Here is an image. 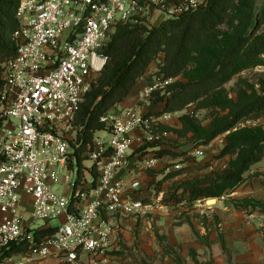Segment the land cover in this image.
<instances>
[{
    "label": "built area",
    "instance_id": "obj_1",
    "mask_svg": "<svg viewBox=\"0 0 264 264\" xmlns=\"http://www.w3.org/2000/svg\"><path fill=\"white\" fill-rule=\"evenodd\" d=\"M209 0H19L14 58L2 64L0 91V264H93L116 244L123 218L164 212L163 196L142 197L143 181L132 171L155 170L161 159L134 146L165 142L161 130L172 113L111 109L102 116L87 159L90 178L76 167V117L107 64L102 51L120 24L148 26L208 6ZM166 83V82H165ZM161 84L147 90L151 98ZM76 147V148H75ZM196 150L194 156L203 158ZM73 157V160H72ZM97 173L94 181L92 170ZM130 169V170H129ZM174 169L180 170L176 163ZM86 171V170H84ZM128 171V180L119 173ZM95 182V183H94ZM64 187V191L55 190ZM71 194L70 197L68 195ZM206 200L197 203L205 205ZM37 239L36 232L53 228ZM45 223L39 230L33 225ZM24 245L20 252L14 246Z\"/></svg>",
    "mask_w": 264,
    "mask_h": 264
},
{
    "label": "trees",
    "instance_id": "obj_2",
    "mask_svg": "<svg viewBox=\"0 0 264 264\" xmlns=\"http://www.w3.org/2000/svg\"><path fill=\"white\" fill-rule=\"evenodd\" d=\"M18 7L19 0H0V91L5 85L2 64L14 58L16 53L12 36L19 29ZM263 14L264 3L259 7L257 0H209L206 8L165 22L157 28L131 23L118 25L102 51L108 58L107 64L85 97L74 123L81 128L79 147H75L80 177L85 170L83 162L87 160L86 153L92 144L93 134L104 129L100 122L102 116L131 95L151 64L160 56L163 57L159 66L163 82L182 76L188 82L177 80L152 93L150 102L163 105L157 115L176 113L199 101L204 108L228 111L208 128H200L189 117L182 118L183 131L186 134L194 133L200 146H207L218 136L232 131L243 119L264 113V93L260 95L246 86L238 90L237 99L233 101L223 90L232 77L261 61L264 35H258V31L264 20ZM230 19L238 22L234 32L218 38L219 28ZM156 146L146 144L139 152L146 155L147 148ZM232 152L237 154V158L226 171L177 184V193L181 191L178 202L187 200L194 204L200 200L220 199L232 193L243 183L244 175L264 161V131L252 128L230 134L228 146L223 149L219 159ZM170 154L167 150L155 152L158 158ZM92 176L96 181L94 169ZM234 207L264 214L263 201L244 199L235 202ZM54 232V228L40 230L36 232V238L41 239ZM22 249L26 250V247L14 246L12 252ZM164 249L176 264H182L177 251L168 246ZM190 253L194 256V251Z\"/></svg>",
    "mask_w": 264,
    "mask_h": 264
},
{
    "label": "rangeland",
    "instance_id": "obj_3",
    "mask_svg": "<svg viewBox=\"0 0 264 264\" xmlns=\"http://www.w3.org/2000/svg\"><path fill=\"white\" fill-rule=\"evenodd\" d=\"M263 3L264 0H257V5L259 7H262ZM162 17V14L155 12L147 27L152 29L162 26L164 24V20L161 19ZM231 20L232 19L227 20V22L219 28L218 38L222 39L225 35L234 32L238 22L234 23ZM116 28L111 35L114 34ZM261 34L264 35V20L261 22L258 31V35ZM261 58V61H259L256 66L241 71L223 86V90L229 99L236 101L238 90L246 86L255 89L260 95L264 93V55H262ZM154 65H156V67H154ZM149 69L147 71L150 72L149 76H155L157 73V64H153L151 71H149ZM162 78L163 75L160 73V82L158 83L161 84V86L158 90L167 87L168 84L174 83L177 80L188 82L185 76L173 80L169 79L166 83L161 80ZM140 105L145 108V111L142 113L159 116L154 113H149L152 112L150 111V106L154 105L151 102L148 105L143 103ZM157 106L160 108V105ZM157 106L153 108V110H157ZM227 113L228 111L224 112L221 108H204L200 101L187 106L182 111L172 113V120L166 125H162L160 128L168 133L165 142L157 144L153 149L147 148V151L152 149L154 150V153L156 151L167 150L171 152V154L161 157L160 159L166 158V161L162 162L155 170L144 172L138 168L132 169V171H135L136 175L140 177L144 183L143 190L141 191L142 197H144L143 193L147 192L146 189L155 192H165V199H169L163 200L162 205L167 206L168 209L164 212L159 211L155 214H149L143 217L137 216L135 218L121 219L115 228L117 241L113 249L104 257L96 259L93 264H164L165 259H171L174 261V259L166 253V249L164 248L169 246L172 250L177 251L178 254L182 253L183 250H177L168 245V243L170 244V241L168 240V237L165 236L166 232L164 229L166 220H170V223L172 224L171 227L173 228L189 222L203 229V227L206 226L212 227V224L216 223L214 219L216 214L212 212V208L215 204L203 205L197 202L190 204L187 200H183L179 203L178 201L181 200L179 196L181 191L177 193V184L183 183L186 180L204 178L206 175H213L217 171H226L231 162L237 158V154L232 152L219 159L223 149L228 146L230 134L245 132L252 128H260L264 131V113L243 119L232 131L218 136L207 146H200L198 144V139L194 138V133L190 132L186 134L183 131L181 120L182 118L189 117L190 120H192L194 124L200 126V128H208L218 119L223 118ZM80 131L81 130L76 129L73 133V139H78ZM143 146L144 145H142V147ZM140 149L135 148L133 154L134 157L137 154L142 155V153L139 152ZM199 149H202L205 152L203 158L194 156V152ZM148 154H151V152L148 151ZM172 160L178 162L181 166L180 170L172 168L174 165L169 162ZM91 166L92 163L89 162L88 159L83 162V168L87 170L84 171L83 169V174H85L88 179L90 178L91 170L89 169ZM135 166L136 164L134 167ZM71 167H76L78 169L77 164L74 165L73 161ZM178 173L179 177L175 178V176H178L176 175ZM147 176L154 178L153 183H151L149 187H146ZM263 181L264 161L253 166L250 171L244 175L243 183L233 190L232 193L230 192L229 195H225L222 198L227 199L226 196L234 197L236 199L234 204L235 202L244 199L254 200L252 193L255 192V189L259 188L260 183ZM64 189V187L55 188V190L61 192H63ZM70 196L71 194L68 195V197ZM45 225V223H37L36 225H33V229L39 230ZM49 225L54 228L59 225V222L54 221L49 223ZM222 227L223 226L221 225L220 228ZM189 255L191 254L189 253ZM181 256L183 260H187L188 253H182ZM47 261L41 264H47Z\"/></svg>",
    "mask_w": 264,
    "mask_h": 264
},
{
    "label": "crops",
    "instance_id": "obj_4",
    "mask_svg": "<svg viewBox=\"0 0 264 264\" xmlns=\"http://www.w3.org/2000/svg\"><path fill=\"white\" fill-rule=\"evenodd\" d=\"M162 62L163 57L160 56L151 66L153 67V64H157L155 76L152 75L151 77L149 76L150 72H147L131 95L114 109H138L142 112L145 111V108L141 107L140 104H150V97L146 96V92L152 86L159 84L160 73L158 67ZM151 67L149 71H151ZM158 105H160V108L157 105L150 106V111L152 112L149 113H159L163 105ZM156 106L159 109L153 110ZM139 137L140 134L138 133V140L136 141L134 150L135 148L140 149L142 147L139 143ZM165 161L166 158H162L159 165ZM169 162L173 163V165L178 163L174 160ZM133 168L134 166H131L130 169L132 170ZM172 168L174 169V166ZM127 172H120L119 177L125 180L130 179ZM178 177L179 175L175 176V178ZM146 179L148 180H146V187H149L153 183L154 178L147 176ZM263 182L252 193L253 199L256 201H264ZM146 190L147 192L143 193L146 199H156L159 196L165 198V192ZM226 197L227 199H217V203L212 208V212L216 214L214 218L216 223L212 224V227L206 226L202 229L193 223L187 222L173 228L171 227L170 220H166L164 229L166 232L165 236L170 241L168 245L177 250H183L182 253H188L187 260H183L182 253H179L182 264H202L208 262L212 264H264V214L251 210L236 209L233 204L236 199L234 197ZM221 225L223 226L222 228H220ZM191 251H194V256H191ZM47 264H59V261L50 259L47 261ZM164 264L176 263L171 259H165Z\"/></svg>",
    "mask_w": 264,
    "mask_h": 264
},
{
    "label": "water",
    "instance_id": "obj_5",
    "mask_svg": "<svg viewBox=\"0 0 264 264\" xmlns=\"http://www.w3.org/2000/svg\"><path fill=\"white\" fill-rule=\"evenodd\" d=\"M206 204H216L217 203V199H207L205 201Z\"/></svg>",
    "mask_w": 264,
    "mask_h": 264
}]
</instances>
